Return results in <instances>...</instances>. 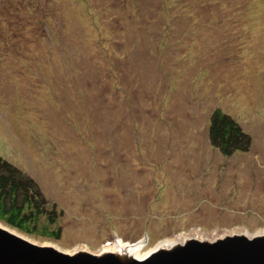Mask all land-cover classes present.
I'll return each mask as SVG.
<instances>
[{"label":"rangeland","instance_id":"obj_1","mask_svg":"<svg viewBox=\"0 0 264 264\" xmlns=\"http://www.w3.org/2000/svg\"><path fill=\"white\" fill-rule=\"evenodd\" d=\"M0 156L65 250L264 230V0H0Z\"/></svg>","mask_w":264,"mask_h":264},{"label":"water","instance_id":"obj_2","mask_svg":"<svg viewBox=\"0 0 264 264\" xmlns=\"http://www.w3.org/2000/svg\"><path fill=\"white\" fill-rule=\"evenodd\" d=\"M0 264H264V236L189 239L170 249L153 251L143 259H125L85 250L66 253L0 227Z\"/></svg>","mask_w":264,"mask_h":264},{"label":"trees","instance_id":"obj_3","mask_svg":"<svg viewBox=\"0 0 264 264\" xmlns=\"http://www.w3.org/2000/svg\"><path fill=\"white\" fill-rule=\"evenodd\" d=\"M209 135L218 147L248 151L251 136L217 108L209 119ZM60 213L49 205L36 181L0 156V222L28 236L57 240Z\"/></svg>","mask_w":264,"mask_h":264},{"label":"bare ground","instance_id":"obj_4","mask_svg":"<svg viewBox=\"0 0 264 264\" xmlns=\"http://www.w3.org/2000/svg\"><path fill=\"white\" fill-rule=\"evenodd\" d=\"M89 38H91V37H89ZM0 227L18 235V236H21L24 239L31 241L33 243H37L40 245L52 246V247H55L57 249H60L63 252H66V253H72V252H76L78 250H85V251L94 253L96 255H100L103 253H112L116 256H119V257H122L125 259H143L153 251H156L159 249H170L174 246L183 244L185 241H187L189 239H198L201 241H204V240L213 241L217 238H222L223 236H229V235H235V234L244 235V236H247L249 238L254 237V236H264V230H257L254 233L249 232L247 230L225 231V232H221L220 235H217L214 233V234L206 235V236H202L201 233L200 234L194 233L192 236H189V235L182 236L181 235V237L178 238V236L176 235L172 238L162 239V240L158 241L154 246H152L148 250H143L145 248L146 243H147L146 238H143V239H140L139 241H136L134 243H128V242H124L122 240H118L112 244H108L105 248L102 246V248H99L97 251H91V250H89L88 247H80V246L79 247L77 246L71 250H65L53 242L35 241L31 237H29L25 234H21L20 232H17L16 229L13 230L11 227L5 226L2 222H0Z\"/></svg>","mask_w":264,"mask_h":264}]
</instances>
